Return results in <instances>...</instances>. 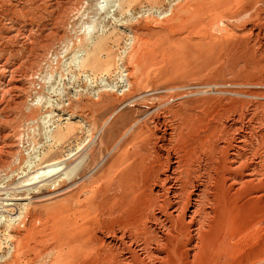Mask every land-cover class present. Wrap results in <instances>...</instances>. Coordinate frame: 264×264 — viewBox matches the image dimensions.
Here are the masks:
<instances>
[{
	"label": "rangeland",
	"instance_id": "374dc122",
	"mask_svg": "<svg viewBox=\"0 0 264 264\" xmlns=\"http://www.w3.org/2000/svg\"><path fill=\"white\" fill-rule=\"evenodd\" d=\"M231 2L229 19L213 26L199 24V17L207 16L209 6H204L203 1L202 13L194 15L193 0H0V63L13 68L15 75L24 72L21 80L28 87V92L18 99L21 103L17 109L0 112V131L12 148L0 164V264H54L57 253L51 238L55 211L66 212L73 205L69 195L75 185H85L80 199H98L106 185L97 180L105 159L132 150L136 141L132 129L119 140L111 139L105 148L103 144L115 115L121 113L130 121L134 106L120 103L114 116L108 118L109 108L102 103V97H110L111 106H116L125 70L134 67L135 59L130 54L135 46L142 58L144 53L156 58L152 63L146 61L141 75L158 87L161 84L157 92L171 84L176 86L173 91L201 97L232 88L228 83L232 72L261 73L264 57L257 52L258 45L248 28L259 26L256 21L264 16V0ZM182 5L185 11L179 12L181 20H172ZM86 27L92 38L90 47L72 63L68 60L72 51L69 47L83 37ZM246 87L241 86L249 88ZM115 142L117 152L112 145ZM49 150L57 151L56 157L64 159L57 177L23 182L32 175L34 161L39 162V157L48 155ZM60 178L62 186L56 192L38 190L42 184L52 188ZM100 214L92 210L89 220L94 221ZM251 217L245 222V230L231 241L229 250L222 253L223 257H232L231 264H264V215ZM33 230L38 231L34 239L46 241H29L28 247L24 245L25 236ZM77 256L68 263L83 264L89 259Z\"/></svg>",
	"mask_w": 264,
	"mask_h": 264
},
{
	"label": "bare ground",
	"instance_id": "6f19581e",
	"mask_svg": "<svg viewBox=\"0 0 264 264\" xmlns=\"http://www.w3.org/2000/svg\"><path fill=\"white\" fill-rule=\"evenodd\" d=\"M202 1L209 6L207 16L199 17V24L215 26L232 14V0H193L194 15L202 13ZM182 11L185 5L175 10L172 20H181ZM256 22L259 26H250L248 30L258 45L257 52L264 57V16ZM83 30V37L69 47L72 51L67 59L72 63L78 61L92 41L87 27ZM144 54L142 58L138 46L132 49L134 67L125 70L116 106H111L110 97H102V103L109 108L108 118L114 116L120 103L134 106L130 121L116 112L105 135L104 148L129 129L135 144L130 152L122 153L117 152L116 142L112 144L117 153L105 159L97 175V180L106 184L98 199L91 202L80 199L85 185L79 184L69 195L73 205L66 212L57 207L52 217V248L57 253L54 264H69L77 254L89 257L83 264H231L232 257H223L222 253L245 230V222L251 216L264 215V67L259 74L232 72L228 78L232 88L191 97L186 92L173 91L176 86L171 84L164 86L163 92H157L161 84L158 87L141 75L146 61L153 62L156 58ZM13 72V68L0 63V112L17 109L21 94L28 89L21 80L26 74ZM5 137L0 131V164L11 147ZM55 152L49 150L48 155L39 157V162L34 161L32 175L23 182L57 177L64 159L56 157ZM62 179H56L58 182L52 188L42 184L38 190L56 192ZM92 210L102 215L89 220ZM33 231L25 236L24 245L29 241H46L34 239L38 231Z\"/></svg>",
	"mask_w": 264,
	"mask_h": 264
}]
</instances>
